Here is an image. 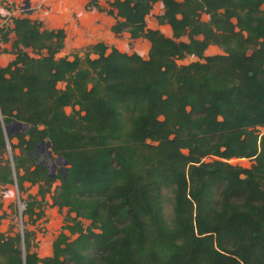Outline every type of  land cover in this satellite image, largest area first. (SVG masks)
Returning a JSON list of instances; mask_svg holds the SVG:
<instances>
[{
	"label": "trees",
	"instance_id": "16d2710c",
	"mask_svg": "<svg viewBox=\"0 0 264 264\" xmlns=\"http://www.w3.org/2000/svg\"><path fill=\"white\" fill-rule=\"evenodd\" d=\"M97 1L85 7L146 40V57L102 42L55 57L62 28L0 25L14 54L0 66V186L35 187L23 224L65 209L50 255L23 228L0 233V264H264V0ZM154 3L169 35L146 26ZM11 122L26 129L5 136ZM41 142L64 175L38 160Z\"/></svg>",
	"mask_w": 264,
	"mask_h": 264
},
{
	"label": "rangeland",
	"instance_id": "374dc122",
	"mask_svg": "<svg viewBox=\"0 0 264 264\" xmlns=\"http://www.w3.org/2000/svg\"><path fill=\"white\" fill-rule=\"evenodd\" d=\"M87 0H0V25L9 26L11 17L28 16L42 22L46 28H62L65 33L63 47L55 54V57L66 56L72 59L73 55L83 56L88 45L102 42L107 47H114L121 52H136L142 57H146L148 42L142 38L129 39L127 33L122 32L114 35L109 30L113 18L104 12L96 11L93 8L85 7ZM100 6L106 7V0L97 1ZM159 3H154L151 14L146 17V26L159 29L164 35H169V29L165 25H157L155 15L159 12ZM264 10V5L261 6ZM202 18H206L202 16ZM9 40L6 43L0 42V66H5L14 54L8 51L13 35L9 33ZM30 56L33 55L25 49ZM220 53L215 46H208L204 55ZM89 57H94L89 53ZM196 60L195 57L187 56L176 60L177 64H186ZM58 88L63 87V83H57ZM65 112L70 111V107H65ZM264 132V129H263ZM45 155V148L41 147L38 152ZM9 156V154H7ZM54 162V161H53ZM232 164L248 167L250 160L244 158L229 159ZM48 163V162H47ZM60 162L55 165L54 170L60 167ZM24 193H19L15 184L0 186V233L12 234L22 233L23 228L33 232L31 244L33 249L43 250L47 247L59 232L63 224L65 209L57 210L55 207H45L44 218L34 223H24L25 218L21 216V198L27 193L33 194L35 187H28L25 184ZM87 221H84L86 224Z\"/></svg>",
	"mask_w": 264,
	"mask_h": 264
},
{
	"label": "water",
	"instance_id": "95a60500",
	"mask_svg": "<svg viewBox=\"0 0 264 264\" xmlns=\"http://www.w3.org/2000/svg\"><path fill=\"white\" fill-rule=\"evenodd\" d=\"M25 130L26 126L20 122H11L9 124H6L3 126V131L5 136L7 135H12L14 132H16L17 130ZM41 147L45 148V155L47 156V158L45 159V161L42 163V165L47 169L48 174L52 175L54 173V167L56 164H58L60 162V170L62 171V174L64 175V165L66 163L65 160L62 159V157H56L54 159L50 158L51 155V151L49 149V143L48 142H41L38 146V152L41 150ZM7 151L9 153V146L7 143ZM42 156H40L38 158V160H41ZM54 161V162H53ZM48 162V163H47ZM16 187V185H15ZM17 189V188H16Z\"/></svg>",
	"mask_w": 264,
	"mask_h": 264
},
{
	"label": "crops",
	"instance_id": "0c3cea01",
	"mask_svg": "<svg viewBox=\"0 0 264 264\" xmlns=\"http://www.w3.org/2000/svg\"><path fill=\"white\" fill-rule=\"evenodd\" d=\"M159 11H160V8H159ZM35 251L39 257L48 256L50 255V252H51V243L47 247H44L42 251L38 248L35 249Z\"/></svg>",
	"mask_w": 264,
	"mask_h": 264
}]
</instances>
